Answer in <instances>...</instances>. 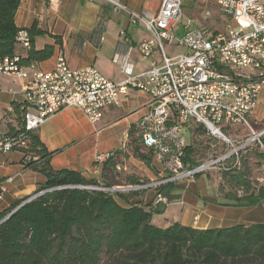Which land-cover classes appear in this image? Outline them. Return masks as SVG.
Returning a JSON list of instances; mask_svg holds the SVG:
<instances>
[{"label": "built area", "instance_id": "built-area-1", "mask_svg": "<svg viewBox=\"0 0 264 264\" xmlns=\"http://www.w3.org/2000/svg\"><path fill=\"white\" fill-rule=\"evenodd\" d=\"M47 1L51 10L60 2ZM103 1L115 10L128 11L120 0ZM202 1H212L219 7L226 20L223 31L209 32L192 27L191 22L182 24V0H161L155 13L128 11L130 23L143 25L148 33L138 44L147 66L135 71L129 44L124 53L116 51L112 57L123 74L116 82L92 65L71 68L61 53L56 56L54 68L46 71L23 65L18 54L0 57V78L11 76L24 81V102L20 105L23 130L36 131L51 115L66 107L82 110L89 122L97 123L104 108L117 105L122 96L134 89L150 97V109L138 125L143 146L151 150L156 162V177L117 190L96 185L88 189L121 192L151 188L156 190L154 203L163 204L167 198L160 187L194 180L204 172L230 173L240 167L241 153L250 146H259L264 162V127L254 130L251 126V115L264 87V0ZM105 28V21L97 20L90 36L96 47L105 41ZM16 40L23 49L31 48L28 30L20 29ZM166 46L182 51L169 52ZM190 121L203 126L223 146L213 157L193 159L192 166L183 161L190 145L185 136L188 129L192 130ZM231 128L249 133L232 138L226 135ZM0 151H19L25 159H36L24 132L0 131ZM110 155L106 152L94 157L93 173L100 172ZM257 172L253 186L259 189L264 187V163ZM0 190L5 191V187L0 185Z\"/></svg>", "mask_w": 264, "mask_h": 264}, {"label": "trees", "instance_id": "trees-1", "mask_svg": "<svg viewBox=\"0 0 264 264\" xmlns=\"http://www.w3.org/2000/svg\"><path fill=\"white\" fill-rule=\"evenodd\" d=\"M19 3L0 0L1 58L15 54L20 29L14 17ZM28 33L32 42L37 31L32 27ZM53 51V45L36 50L31 43L21 63L29 66L44 61ZM20 105L12 104L14 115L6 123L5 133L24 132L36 159L22 157L23 162L43 175L44 181L35 191L37 196L0 212V264H264V223L206 229L180 222L162 225L158 216L164 213L166 204L131 203L141 193L138 190L105 192L85 188L140 182L139 177L117 172L119 157H128L122 150L111 152L102 163L100 182L69 169H52L51 153L38 140L36 131L23 130ZM196 130L205 128L200 125ZM128 136L130 154L148 164L149 155L140 151L143 142L139 125L132 126ZM193 153L194 147L187 146L183 161L190 166L195 163ZM229 183L235 184L228 195L237 204H257L264 198V187L253 188L240 173L234 174ZM172 185L159 188L167 202L175 198L169 195Z\"/></svg>", "mask_w": 264, "mask_h": 264}, {"label": "crops", "instance_id": "crops-1", "mask_svg": "<svg viewBox=\"0 0 264 264\" xmlns=\"http://www.w3.org/2000/svg\"><path fill=\"white\" fill-rule=\"evenodd\" d=\"M120 1L128 11L138 14L143 11L155 13L161 2ZM128 11L115 10L103 0H60L54 10L48 7L47 0H20L14 21L18 29L30 30L33 27L37 31L31 42L36 50L42 49L45 44L54 47L50 58L32 64L36 69H53L56 56L61 53L71 68L92 65L116 82L123 78V74L120 67L112 62V57L116 51L124 53L129 44L132 47L130 56L135 59V71H142L147 66V61L140 56L138 44L148 34L142 38L135 37V30L143 25L131 24ZM100 18L105 21V41L96 47L90 36ZM122 31L124 35L121 36ZM27 52L17 45L15 54L24 58ZM23 82L11 76L0 78L1 132H6V123L12 121V104L24 102ZM149 104L147 93L131 89L117 105L104 108L97 123L89 122L83 111L75 107L57 111L36 130L38 140L51 153L50 167L54 170L69 169L100 182L102 168L99 173H93L94 157L122 150L128 157H119L121 162L116 167L119 175L136 176L140 181L153 179L156 177V162L151 150L143 145L140 147L144 155H149L147 164L132 156L127 148L128 132L132 126H138L139 119L150 109ZM251 117L255 123L264 118V87L259 92L258 104ZM22 157L19 151H0V185L5 187V191L0 190V212L34 196L37 187L44 181L43 175L27 167ZM208 175L213 176L212 171L204 172L194 180L176 182L168 189L169 195L175 198L165 203L164 213L158 216L162 225L180 222L191 228L206 229L264 223V198L257 204H237L233 196L228 195L229 191L217 188ZM140 192L130 200L131 203L141 206L154 203L156 190L149 188ZM119 203L126 204L123 200Z\"/></svg>", "mask_w": 264, "mask_h": 264}, {"label": "rangeland", "instance_id": "rangeland-1", "mask_svg": "<svg viewBox=\"0 0 264 264\" xmlns=\"http://www.w3.org/2000/svg\"><path fill=\"white\" fill-rule=\"evenodd\" d=\"M182 16L180 17V22L186 23L191 22L192 27H202L206 31H223L226 26V20L222 17L221 11L219 7H217L212 1L205 2L202 0H182ZM206 12L208 16H206ZM148 34L145 29L142 27L137 28L135 30V37L142 38V36H146ZM166 51L169 52H179L182 51L180 48L175 46H166ZM133 62L135 59L131 58ZM144 63V62H143ZM140 63V64H143ZM191 122V121H190ZM264 125V118L260 121L251 122V126L254 130L262 128ZM200 125L194 123L193 121L190 124L192 130L186 131V142L189 145L194 147L193 159L195 161H202L203 159H207L209 157H213L217 155L218 152L222 149V143L215 140L212 136L208 134L205 130L198 131L197 127ZM264 127V126H263ZM249 131L234 129L228 130L226 133L227 136L234 138L237 135L247 134ZM264 142V136L262 138ZM241 164L237 169H233L230 173H215L212 172L213 176H209V180L212 181L217 188L221 191L227 190L231 191L235 189V184L231 185L229 183L230 178L234 176L236 173L242 174L243 178L249 181L250 186L254 188V178L258 175V169L263 162V158L261 157V153L259 151V146H250L244 152L241 153ZM208 178V177H207ZM126 187L127 185H121L116 187ZM127 191V190H121ZM242 190H238L237 193L241 194Z\"/></svg>", "mask_w": 264, "mask_h": 264}, {"label": "water", "instance_id": "water-1", "mask_svg": "<svg viewBox=\"0 0 264 264\" xmlns=\"http://www.w3.org/2000/svg\"><path fill=\"white\" fill-rule=\"evenodd\" d=\"M87 188V187H86ZM116 190L117 189H119L118 187L117 188H115ZM32 197V196H31ZM29 200V198L28 199H26L25 201H23L20 205H22V204H24L25 202H27ZM20 205H18L14 210H16Z\"/></svg>", "mask_w": 264, "mask_h": 264}, {"label": "bare ground", "instance_id": "bare-ground-1", "mask_svg": "<svg viewBox=\"0 0 264 264\" xmlns=\"http://www.w3.org/2000/svg\"><path fill=\"white\" fill-rule=\"evenodd\" d=\"M263 126H264V125H263ZM263 126H262V127H263Z\"/></svg>", "mask_w": 264, "mask_h": 264}]
</instances>
